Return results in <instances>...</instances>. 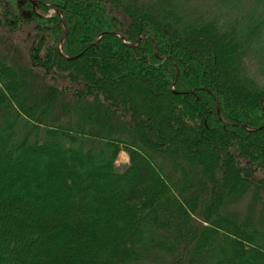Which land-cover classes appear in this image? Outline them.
<instances>
[{
    "label": "trees",
    "instance_id": "trees-1",
    "mask_svg": "<svg viewBox=\"0 0 264 264\" xmlns=\"http://www.w3.org/2000/svg\"><path fill=\"white\" fill-rule=\"evenodd\" d=\"M234 5L0 0V264H264V3Z\"/></svg>",
    "mask_w": 264,
    "mask_h": 264
},
{
    "label": "rangeland",
    "instance_id": "rangeland-1",
    "mask_svg": "<svg viewBox=\"0 0 264 264\" xmlns=\"http://www.w3.org/2000/svg\"><path fill=\"white\" fill-rule=\"evenodd\" d=\"M258 1H261L264 3V0H234V4H236V5L239 4V7L234 5L236 14L232 13L231 16L236 15L238 17L240 14L247 13V10L249 8L250 3H256ZM226 3L228 4V2H226ZM222 4L223 3L221 2L220 5H222ZM231 5H233V4H231ZM226 6H227L226 10H228V12H230L229 6L228 5H226ZM54 12H55L54 9L50 10V14H52ZM262 46H263V44H260V47H261L260 49L262 50V51H260L261 52L260 54L256 51V52H253L251 54V57H250V67L249 68L255 74H258L259 70L263 67L261 55H264V48ZM128 162H129L128 154L125 151L120 152L118 159H117V164L123 165V164H126Z\"/></svg>",
    "mask_w": 264,
    "mask_h": 264
},
{
    "label": "water",
    "instance_id": "water-1",
    "mask_svg": "<svg viewBox=\"0 0 264 264\" xmlns=\"http://www.w3.org/2000/svg\"><path fill=\"white\" fill-rule=\"evenodd\" d=\"M54 11L55 12H57V10L56 9H54ZM64 26H65V32H64V34H63V36H62V38H61V40H60V42H59V50H60V52L63 54V51H62V45H63V41H64V39H65V35H66V25L64 24ZM101 36V35H100ZM99 36V37H100ZM119 36L121 37V39L125 42V43H127V44H130L128 41H126L125 39H124V37L121 35V34H119ZM64 55V54H63ZM64 57H66V58H68L67 56H65L64 55Z\"/></svg>",
    "mask_w": 264,
    "mask_h": 264
}]
</instances>
